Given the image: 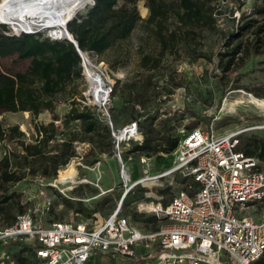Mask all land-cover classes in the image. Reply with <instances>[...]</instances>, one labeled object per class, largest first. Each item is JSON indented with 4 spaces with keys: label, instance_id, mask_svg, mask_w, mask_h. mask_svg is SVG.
<instances>
[{
    "label": "rangeland",
    "instance_id": "obj_1",
    "mask_svg": "<svg viewBox=\"0 0 264 264\" xmlns=\"http://www.w3.org/2000/svg\"><path fill=\"white\" fill-rule=\"evenodd\" d=\"M89 2L74 14L76 16L84 14L89 7ZM261 2L262 0L216 1L218 13L215 16V27H202L196 40L200 39L197 50L209 54L210 60L197 56L191 50V45L181 43L177 57L167 54L162 58L158 68H142L139 46H143L146 50H153L155 41L146 36L140 23L129 36L115 41L102 53L90 51L88 54L92 64H97L99 60L103 61L107 67L109 79L116 84L108 104L114 126L121 127L133 115L140 114L143 137L145 133L151 132L153 137L179 139L183 130H189L195 126L205 128L212 123L219 133L246 128L240 134L241 148L252 147L254 143L264 140V112L248 102L233 104L235 108L227 105L230 102L234 103L236 98H243L248 94L256 96L254 94L256 91L264 95V53L254 51V47L259 45L252 32L254 25L243 27L251 18L258 22L264 21V15L257 12V6ZM137 7L141 17L145 18L149 14L144 0H139ZM9 29V32L13 34L14 31L10 27ZM38 33L40 38L48 36L47 29L40 30ZM60 40L67 42L63 37ZM237 41H242L245 47L249 44V52L247 54L245 50L238 52L235 65L230 70L224 71L219 65V61L226 58L222 56V53L228 51ZM2 62L13 70H23L29 60L12 56L3 59ZM85 76L75 77L66 85L64 91L52 98L53 112L59 118L55 121L59 130L55 140L50 144V153L57 152L61 141L67 139L70 132L80 126L79 120H72L64 125L61 119L71 105V96L75 95L76 99H81L83 95H87L88 88H91L92 85ZM38 86L39 83H36L35 87ZM133 101L141 103L140 113L134 110ZM0 120L3 126L17 124L18 128L24 132L26 141H32L35 135L34 125L51 121L52 112L44 109L33 116L29 110L5 111L0 114ZM255 125L260 127H252ZM104 133L105 130L100 129L98 133L93 134L94 143L87 140L73 141L70 151H74V155L69 158L67 164L58 167L56 177H46L41 174V169H38L36 174H27L15 183H8L5 192L11 195L7 201L8 219L17 213L29 212L32 201L37 199L38 189L42 187L51 201L49 209L42 216L43 225H47L51 219L82 220L94 224L103 222L116 208L124 189L130 185L129 183L126 187L124 186L118 159L112 155L109 138L107 136L103 138ZM101 139L108 141L105 151H100V147L97 146V142ZM56 143H59L57 147L52 145ZM135 143V141H129L128 144L121 145L124 159L131 171L132 181L144 175L139 164L141 152H128ZM15 145L14 141L0 139L1 151L13 149ZM258 153L259 149H256L254 155L260 158ZM152 158L156 161L157 170L159 167H168L171 164V153L157 154ZM260 160L261 166L264 167V159L260 158ZM71 167L74 168V173L70 176L73 177V181L71 184H68L67 180L63 181L66 186L62 185L60 181L66 179ZM107 188L111 190L106 192ZM175 190L173 188L170 191L161 190L153 183L136 184L122 202L120 212L127 215L136 228L142 232H148L157 222L154 223L152 211H137V202L144 198L143 192L152 191L154 196L153 192L158 191L168 194L169 198ZM2 195L0 190V198ZM249 211H253L255 218H260L264 208L255 205L251 206ZM6 221L5 219L3 222ZM20 242L22 241L0 242V264L18 263V243ZM152 247L159 248L157 243ZM145 254L142 253L143 256ZM259 261V264H264V257ZM153 262L152 256L129 259L101 253L91 257L86 264H153Z\"/></svg>",
    "mask_w": 264,
    "mask_h": 264
},
{
    "label": "built area",
    "instance_id": "obj_2",
    "mask_svg": "<svg viewBox=\"0 0 264 264\" xmlns=\"http://www.w3.org/2000/svg\"><path fill=\"white\" fill-rule=\"evenodd\" d=\"M80 59L82 75L88 67L103 80L105 95H97L91 86L86 103L102 111L110 128L112 155L118 159L124 186L130 185L116 208L95 224L51 219L43 225L42 216L51 201L40 187L29 212L17 213L11 224L0 225V242L28 244L30 264H85L95 253L129 259L152 256L153 264H254L264 255V213L255 218L249 208H264V167L257 155H248L239 147L240 134L246 128L219 133L211 123L205 128L183 130L171 152V164L158 171L153 158L141 154L139 164L144 175L132 181L121 145L141 143L140 117L114 126L108 104L115 81L109 79L103 61L92 64L85 55ZM135 106L142 111L140 104ZM5 153L0 149V154ZM143 183L166 191L176 189L169 198L158 191L154 196L152 191L143 192L137 211H152L159 221L158 227L148 232L136 228L120 212L124 196L134 185ZM155 243L159 248L152 247Z\"/></svg>",
    "mask_w": 264,
    "mask_h": 264
},
{
    "label": "trees",
    "instance_id": "obj_3",
    "mask_svg": "<svg viewBox=\"0 0 264 264\" xmlns=\"http://www.w3.org/2000/svg\"><path fill=\"white\" fill-rule=\"evenodd\" d=\"M138 1L95 0L84 14L77 16L74 14L75 17L67 24V30L69 34L72 33L82 51L102 53L115 41L129 36L140 23L146 36L155 41L153 50H146L143 46H139L140 65L145 69L158 68L162 58L167 54L177 57L181 43L191 45V50L197 56L211 59L205 51L197 50L200 39L196 40L202 27H215V16L218 13L217 0H144V5L149 9V14L145 18L141 17L138 11ZM257 12L264 15V0L257 6ZM253 25L252 32L259 43L254 47V51L264 53V21L258 22L251 18L243 27ZM9 27V25L0 24V114L5 111L29 110L35 116L44 109H48L52 112V120L34 125L35 135L32 141H26L24 132L18 128L17 124L3 126L0 120V139L14 141L16 144L15 148L8 149L0 156V190L3 194L0 203H6L0 204L2 222L0 225L11 224L16 216L13 215L8 219L7 201L11 198L10 194L5 193L8 183H15L27 174H36L38 169H41V174L46 177H56L58 167L67 164L69 158L74 155V151H70L72 142L87 140L94 143L93 134L98 133L100 129L105 130L103 138L106 136L109 138L111 152L113 148L110 128L103 118L102 111L95 105L86 103L84 95L81 99H76L73 95L71 105L61 119V123L66 125L72 120H79L80 126L78 129H73L67 139L61 141L57 152L50 153V144L55 140L59 130L55 123L59 118L53 112L52 98L64 91L66 85L75 77H82L80 55L67 39H65L66 42L51 39L49 36L40 38L38 32L19 31V34H11ZM242 50H245L247 54L249 44L245 47L242 41H237L228 51L222 53V56H226L219 61L222 70H230L235 65L236 54ZM12 56L28 59L29 62L23 70H13L2 62L3 59ZM36 83H39L37 88ZM254 94L264 98V95H260L257 91ZM136 104L141 105V103L139 101L132 103L134 110L140 113ZM139 117H141L140 114H135L130 119ZM139 128L142 134L141 118ZM177 141V137L157 138L153 137L151 132H147L144 137L142 136L141 143H135L128 152H141L151 157L157 154L169 155L176 147ZM97 143L99 150L105 151L108 141L101 139ZM52 145L57 147L59 143ZM241 149L248 155H254V151L259 149L258 154L261 159H264V140L254 143L252 147ZM152 218L154 223L158 224V219L155 216ZM5 219L7 221L3 222ZM157 224L152 230L158 227ZM30 250L31 247L28 244L18 243L19 264H30L28 262ZM262 257L264 255L254 263L259 264Z\"/></svg>",
    "mask_w": 264,
    "mask_h": 264
},
{
    "label": "bare ground",
    "instance_id": "obj_4",
    "mask_svg": "<svg viewBox=\"0 0 264 264\" xmlns=\"http://www.w3.org/2000/svg\"><path fill=\"white\" fill-rule=\"evenodd\" d=\"M89 1L90 0H2L0 4V19L6 21L7 24L9 23L10 25H8L11 27L12 31L16 33L24 29H38L41 27V22H43V24L47 22L50 26H46V28L40 30L55 28L56 31L52 33V35L66 39V35L71 37V34L68 32L67 26L65 28V19L69 16V18L72 17L73 19L75 17V15H73L74 12ZM38 17H41V19H39L40 21L37 20ZM84 55L89 59L88 53ZM85 73L92 81L93 91L97 95H105L103 80L100 79L97 74L92 73L88 67H86ZM242 102H248L264 112V98L256 97L252 94H248L243 98H236L234 103L230 102L227 105L228 107L233 106V108H235V105L239 103L242 104ZM68 173L69 175L66 179L60 181L62 185H65L63 181H73V177L70 176L74 173V168L71 167ZM63 189H65V187H63Z\"/></svg>",
    "mask_w": 264,
    "mask_h": 264
},
{
    "label": "water",
    "instance_id": "obj_5",
    "mask_svg": "<svg viewBox=\"0 0 264 264\" xmlns=\"http://www.w3.org/2000/svg\"><path fill=\"white\" fill-rule=\"evenodd\" d=\"M95 2V0H92L91 1V3H90V5L91 4H93ZM39 19H41V17H38V19L37 20H39ZM70 20H72V17L71 18H69V19H67L66 21H65V28H66V26H67V24H68V22L70 21ZM40 21V20H39ZM16 22V21H15ZM0 24H6V25H8L7 23H6V21H3V20H0ZM46 26H50V24H48L47 22H45L44 24H43V22H41V27L40 28H38V29H35V30H32V29H28V30H26V29H24L23 31H20V32H26V33H35V32H38L40 29H43V28H46ZM56 31V29L55 28H53V29H49L48 30V36L51 38V39H61L60 38V36L58 37V36H53L52 35V33H54ZM19 33V32H18ZM13 34H17L16 32H14ZM66 39L68 40V41H70L74 46H75V48L77 49V51L80 53V55H83L84 56V51H82L81 49H80V47H79V45H78V42H77V40L73 37V35H72V33H71V37H68L67 35H66Z\"/></svg>",
    "mask_w": 264,
    "mask_h": 264
},
{
    "label": "crops",
    "instance_id": "obj_6",
    "mask_svg": "<svg viewBox=\"0 0 264 264\" xmlns=\"http://www.w3.org/2000/svg\"><path fill=\"white\" fill-rule=\"evenodd\" d=\"M156 161H154V168L156 169V163H155ZM165 167H159V170H161V169H164ZM157 170V169H156ZM158 170V171H159ZM71 184L72 182H68V184ZM97 254H101V253H95V254H93V255H91L90 257H89V259L86 261V263L88 262V261H90V259H91V257H94L95 255H97ZM102 254H106V253H102ZM85 263V264H86Z\"/></svg>",
    "mask_w": 264,
    "mask_h": 264
}]
</instances>
